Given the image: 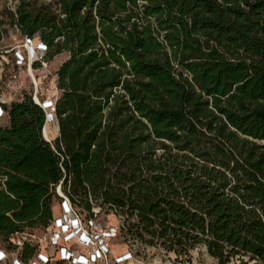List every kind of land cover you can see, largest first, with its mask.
Instances as JSON below:
<instances>
[{"label":"trees","instance_id":"trees-1","mask_svg":"<svg viewBox=\"0 0 264 264\" xmlns=\"http://www.w3.org/2000/svg\"><path fill=\"white\" fill-rule=\"evenodd\" d=\"M34 2L6 10L48 62L66 53L59 130L45 138L31 93L1 103L0 239L50 227L62 183L174 264L203 244L216 264H264V0Z\"/></svg>","mask_w":264,"mask_h":264},{"label":"rangeland","instance_id":"rangeland-1","mask_svg":"<svg viewBox=\"0 0 264 264\" xmlns=\"http://www.w3.org/2000/svg\"><path fill=\"white\" fill-rule=\"evenodd\" d=\"M34 4H39L47 0H34ZM19 0H0V28L3 30V39L0 43V69L2 78V92L0 93V103L10 102L14 99H18L23 93H31L33 97H38L40 93L54 94L56 92L55 81L52 76L55 69L60 65V62L66 58V53H61L53 58L52 61L46 64L47 66H35L32 60L28 56L27 59L17 61L18 55L24 52L26 49L25 36L20 33L18 28L10 23V15L6 8L10 7L15 9ZM4 21V22H2ZM20 58V57H19ZM21 62V63H20ZM7 122V118H0V125H4ZM44 133L50 140H54L58 129L57 122L50 121L44 127ZM62 197L60 196L53 203V210L55 218H57L63 209H61ZM97 222L100 225H105L106 222L117 223L118 217L109 211H101L96 216ZM58 227L53 223L51 227L46 230L36 228L32 230L33 233H16L12 235V239L3 241L0 239V247L5 248L8 252V260L4 263L12 264L16 258L20 255V248L13 247L10 244L17 242L18 240L28 239L29 243L36 246L33 253L34 257H37L39 253L45 252L51 254L54 258L56 254V246L50 240L53 233L58 231ZM13 240V241H12ZM116 249L121 250L124 246V240L118 238L115 240ZM136 250L141 254H144L146 259L153 262V264H171L174 262L173 255L168 254L165 250H162L158 245H148L141 240L132 242ZM194 259L199 264H216V260L209 254L205 245H199L193 249ZM32 256V258H33ZM246 259L243 260H247ZM242 257H234L228 264H245V261L241 262ZM125 264V263H124ZM247 264H256L255 260L248 261Z\"/></svg>","mask_w":264,"mask_h":264},{"label":"built area","instance_id":"built-area-1","mask_svg":"<svg viewBox=\"0 0 264 264\" xmlns=\"http://www.w3.org/2000/svg\"><path fill=\"white\" fill-rule=\"evenodd\" d=\"M25 40L26 49L18 55L20 58L17 57L16 60L22 61L29 56L32 62L34 59H38L41 63L40 66H47L48 61L45 59V44L40 40H36L35 37L25 36ZM52 79L55 81L56 87L54 94L47 95L41 92L36 98L32 95L34 100L40 103L46 110V124L56 120L55 104L60 91L55 72ZM3 111L0 103V115H3ZM45 138L51 141L48 137L45 136ZM56 193L63 198L61 203V209L63 210L53 222L59 228L50 238L51 242L57 245L54 258L51 254L42 252L37 257L32 255L33 258L30 256L25 261L22 259L20 253L19 257L12 264H153L152 261L146 259L144 254H141L134 248L131 241L123 238L119 218L117 223L106 222L105 225H100L96 218L97 214L101 212L100 208L93 207V213L89 214L87 210L82 209L75 202L71 201L67 193L62 190V183L57 184ZM11 236L9 240L12 239ZM118 238H122L126 245L121 250L115 248V240ZM26 240L28 239L24 238L14 242V244L21 249ZM173 259H175L174 255ZM7 260L8 252L5 248L0 247V264H6L4 262ZM193 261L197 262L195 259ZM171 264H174V262L172 261Z\"/></svg>","mask_w":264,"mask_h":264},{"label":"bare ground","instance_id":"bare-ground-1","mask_svg":"<svg viewBox=\"0 0 264 264\" xmlns=\"http://www.w3.org/2000/svg\"><path fill=\"white\" fill-rule=\"evenodd\" d=\"M49 138V137H48Z\"/></svg>","mask_w":264,"mask_h":264}]
</instances>
